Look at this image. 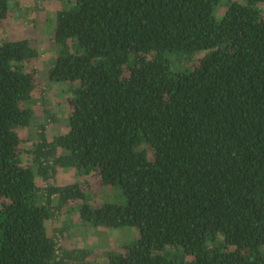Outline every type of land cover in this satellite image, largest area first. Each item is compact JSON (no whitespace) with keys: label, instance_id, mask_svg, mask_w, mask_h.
<instances>
[{"label":"trees","instance_id":"trees-1","mask_svg":"<svg viewBox=\"0 0 264 264\" xmlns=\"http://www.w3.org/2000/svg\"><path fill=\"white\" fill-rule=\"evenodd\" d=\"M57 1L65 132L35 122L38 47L0 43V264L93 258L102 240L73 246L72 222L54 225L64 211L138 231L104 264H264V0ZM71 169L82 179L59 184ZM91 175L124 200L91 203Z\"/></svg>","mask_w":264,"mask_h":264},{"label":"rangeland","instance_id":"rangeland-1","mask_svg":"<svg viewBox=\"0 0 264 264\" xmlns=\"http://www.w3.org/2000/svg\"><path fill=\"white\" fill-rule=\"evenodd\" d=\"M237 1L239 2L240 0ZM62 7L63 5L57 0H11L10 16L0 25V43H3L6 40L18 41L30 38L34 42V46L38 47L40 58L31 63H25V67L27 70L31 68L38 70V78L40 82L37 87V92L35 93V122L47 124V135L50 139L53 133L55 134V132L58 131H66L65 117L71 111V107L67 103L68 99L71 97V87H75L71 82L55 83L49 78V70L58 56V51L51 45V35L53 32L52 17L53 13L62 9ZM225 7V5H222L217 10L216 14L218 15V19L223 15ZM261 9L264 14V4L261 5ZM171 59L177 69L186 68V64L183 63L179 66V61L174 57H171ZM48 110L58 118V125H56L57 121L54 122L51 117L46 116L45 112ZM32 131L33 130L31 129L19 130L20 137L25 140L24 144H33V141H31L33 137L30 139L29 135V132ZM80 178L81 177L78 176L73 169L68 172L60 171L58 173V181L61 185L69 182H79L82 179ZM81 182H83V180ZM84 183L89 184V186H86L88 188L90 187L89 190H93L95 193V196L92 195L93 198L91 203L101 204L105 203V201L120 202L124 200L119 196L120 194H115L114 189L109 186L103 187L102 190H104V193H102V190L99 188L95 190L92 189L95 184L100 183L96 176L91 175L87 179H84ZM57 218V220L54 219V225H57V222L62 224V226L67 224V222H72L70 224L73 225V246L78 244V246H81L82 248H87L88 243L86 244V240L93 243L90 241V235L92 238L93 236L96 238L97 243L100 239L102 240V243L99 246H95L94 251L92 250L93 258L85 259L78 264H104L103 255L100 253L101 251L120 250L119 247L116 248L117 243H133L136 240L134 234L135 237L139 236L136 229L129 227L116 230L100 227L93 230L87 226H79L80 222H77L79 221V218L75 211H64V213H60ZM95 234H98L99 237H96ZM87 237L89 238L87 239Z\"/></svg>","mask_w":264,"mask_h":264}]
</instances>
